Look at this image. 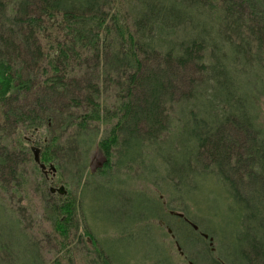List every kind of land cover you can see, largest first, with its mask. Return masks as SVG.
Here are the masks:
<instances>
[{
    "label": "trees",
    "instance_id": "obj_1",
    "mask_svg": "<svg viewBox=\"0 0 264 264\" xmlns=\"http://www.w3.org/2000/svg\"><path fill=\"white\" fill-rule=\"evenodd\" d=\"M263 97L264 0H0V167L18 171L10 128L43 187L57 173L79 191L66 214L51 205L64 236L91 190L113 187L119 202L143 199L126 228L165 224L187 264H264ZM95 145L105 162L91 173ZM197 195L219 221L202 222ZM5 213L0 264H44ZM93 248L102 264L121 260Z\"/></svg>",
    "mask_w": 264,
    "mask_h": 264
},
{
    "label": "rangeland",
    "instance_id": "obj_2",
    "mask_svg": "<svg viewBox=\"0 0 264 264\" xmlns=\"http://www.w3.org/2000/svg\"><path fill=\"white\" fill-rule=\"evenodd\" d=\"M258 105L260 107L259 120L264 135V97L260 99ZM2 120L0 118V124ZM108 128V126L103 127L102 138L107 136ZM4 132H6L5 135L11 143L10 151L14 155L13 160H18L19 162L16 165L17 172L21 174H16V172L10 176L9 169L0 167V205L3 206L6 212L7 216L5 218H12L18 221L19 230L25 236L24 239L28 240V243L34 244L38 258L44 264H102L97 257L96 249L93 248V241L95 240H98L109 256H116V258L121 259H113L111 260L112 263L110 262L111 264H167L165 254H167L171 264H187L186 261L190 255L176 250L178 245L176 242L174 243L173 236L170 235L171 232L169 233L166 230L165 224L160 225L159 222L153 221L154 225L161 226L163 230H157L155 227V229L151 230V235L149 228H145L143 224L137 226L134 230L129 227L126 228L127 225H124L125 218H122V214L126 212L129 204H132V208L137 211L143 200L141 194L134 193V191H130L128 196L124 192V200L120 197L119 202L118 199L110 197L116 191L113 187L107 190L92 189L91 200L93 201L89 202V209L86 207V215L82 213L81 209L80 211L78 208L74 210L72 223L66 222L67 234L65 236L59 234L54 228V214L51 211L53 206L51 205L53 204L55 207L60 208L56 210L58 213L66 214L65 210L70 207L68 202H79V191L75 187H72V189L68 187V193L63 196L55 193L47 196L46 193H49L48 187L64 185L61 175L56 173L52 177L48 174L47 183L43 187L41 172L35 170L31 159L32 156L29 154L31 156L29 157L24 152L12 150V146L16 144L17 134L10 128H7ZM16 150L18 151V148ZM104 162L105 157L101 147L95 145L90 152L89 172H96L97 168ZM14 175H17L15 180ZM96 177L99 180H105L100 176ZM18 180L20 182L18 185L13 184V182ZM137 187L140 188L141 186L137 183ZM210 198L207 195L196 196V200L200 202L197 204V206L199 205L197 212L199 213L200 210H203L206 215L203 217L205 220L202 219L205 225H207V218L216 222L219 221V219L215 220L213 215L218 213V210H215L212 206L210 210V206L206 205ZM146 208H149V206L147 205ZM191 208L188 210H191ZM222 212L223 210H220L219 215ZM137 214L140 216L141 212L137 211ZM194 215L197 214H195V209L193 208L188 216L193 220L195 219ZM167 218L169 219V217ZM133 219L137 220L136 217ZM175 227L177 228L176 225ZM109 230H111L112 234H109ZM122 230L125 231V234H118ZM160 244L164 247L165 254L161 252ZM214 245L216 246L215 243H213ZM129 250L132 251L128 255L134 257L125 259L124 253ZM221 254L223 255L222 252ZM212 255L217 257L216 253Z\"/></svg>",
    "mask_w": 264,
    "mask_h": 264
},
{
    "label": "water",
    "instance_id": "obj_3",
    "mask_svg": "<svg viewBox=\"0 0 264 264\" xmlns=\"http://www.w3.org/2000/svg\"><path fill=\"white\" fill-rule=\"evenodd\" d=\"M34 154H35V155H34V156H35V160L38 161L39 158H38V152H37V150L34 151ZM41 167L43 168V165H41ZM52 169H54V168L52 167ZM54 191L58 192L59 194H64V193H66L65 188H64L63 185H60L58 188H53V187H51V188H50V192H54ZM179 215L181 216V214H179Z\"/></svg>",
    "mask_w": 264,
    "mask_h": 264
},
{
    "label": "bare ground",
    "instance_id": "obj_4",
    "mask_svg": "<svg viewBox=\"0 0 264 264\" xmlns=\"http://www.w3.org/2000/svg\"><path fill=\"white\" fill-rule=\"evenodd\" d=\"M170 213H171V214H177L178 216H180L179 214H181L180 217L183 216V214H182V213H179V212H173V211H171ZM192 226L194 227V229L197 228V226H195V225H192ZM168 232L170 233L171 231L168 229ZM203 237H204V238H207V235H206V234H203ZM210 244H212V243H210ZM177 250H178V251L180 250V248H179L178 246H177Z\"/></svg>",
    "mask_w": 264,
    "mask_h": 264
}]
</instances>
